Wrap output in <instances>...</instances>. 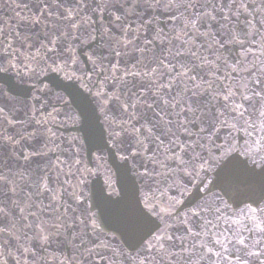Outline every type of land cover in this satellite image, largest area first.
Instances as JSON below:
<instances>
[{"label":"snow or ice","instance_id":"6c2138e0","mask_svg":"<svg viewBox=\"0 0 264 264\" xmlns=\"http://www.w3.org/2000/svg\"><path fill=\"white\" fill-rule=\"evenodd\" d=\"M0 264H264V0H0Z\"/></svg>","mask_w":264,"mask_h":264},{"label":"water","instance_id":"95a60500","mask_svg":"<svg viewBox=\"0 0 264 264\" xmlns=\"http://www.w3.org/2000/svg\"><path fill=\"white\" fill-rule=\"evenodd\" d=\"M70 128H71V126H69V129H67V130H62V133L64 135H70V134H72L71 131H70Z\"/></svg>","mask_w":264,"mask_h":264}]
</instances>
